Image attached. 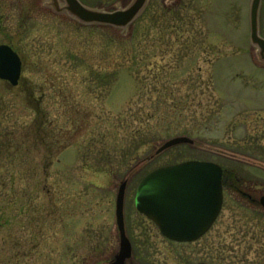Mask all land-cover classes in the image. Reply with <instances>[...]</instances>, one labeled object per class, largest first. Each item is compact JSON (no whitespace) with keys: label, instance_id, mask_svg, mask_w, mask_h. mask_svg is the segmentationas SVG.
I'll return each mask as SVG.
<instances>
[{"label":"rangeland","instance_id":"374dc122","mask_svg":"<svg viewBox=\"0 0 264 264\" xmlns=\"http://www.w3.org/2000/svg\"><path fill=\"white\" fill-rule=\"evenodd\" d=\"M80 1L102 11L134 2ZM53 2L0 0V45L24 64L19 86L0 79V264L106 262L123 182L135 264H264V209L233 190L193 243L169 241L135 207L147 174L194 160L259 178L252 191L264 194L252 0H148L126 29L83 24ZM178 136L195 142L156 153Z\"/></svg>","mask_w":264,"mask_h":264},{"label":"water","instance_id":"95a60500","mask_svg":"<svg viewBox=\"0 0 264 264\" xmlns=\"http://www.w3.org/2000/svg\"><path fill=\"white\" fill-rule=\"evenodd\" d=\"M53 5L58 13L68 12L74 19L86 25H104L126 29L144 11L148 0H134L126 8L102 11L84 5L80 0H64ZM263 0H252L250 6V36L264 61V38L260 34V10ZM22 71V61L11 46L0 45V79L17 85ZM187 136L166 141L158 150L161 154L180 144H194ZM1 156V151H0ZM222 168L213 162L188 161L159 168L140 183L136 193L137 209L156 222L168 238L180 242L197 240L205 234L217 216L223 202ZM126 184L122 183L117 198V217L123 230ZM131 254V246L122 234V250L113 264H124Z\"/></svg>","mask_w":264,"mask_h":264},{"label":"flooded vegetation","instance_id":"af4514ba","mask_svg":"<svg viewBox=\"0 0 264 264\" xmlns=\"http://www.w3.org/2000/svg\"><path fill=\"white\" fill-rule=\"evenodd\" d=\"M23 67H24V64H23ZM21 78H20V80H21ZM20 80H19V82L17 84L18 86L20 84ZM5 82L7 84H9L10 86H13L9 81H5ZM1 150H2V155H3L4 150H3L2 147H1ZM253 166L256 167V168H259V166H257V165H253ZM221 167L223 169L222 187H223V195H224L223 206H222L221 213L223 212V209H224V206H225V202L227 200L228 192L232 191V190H233L234 194L239 196V198H242V199L246 200L252 207H254L256 209H258V208L264 209V194L256 197V196H254V192L252 191L253 189H255V181L257 183L261 181L259 178H257V179L256 178L255 179H245L242 176H240L239 174H237L235 172H228V170H226L223 166H221ZM262 170L264 171V169H262ZM262 184H263V187H264V181L262 182ZM245 186L247 188H245ZM221 213L219 214V216L216 219V221L213 224V226L216 224V222H218ZM115 216H116V214H115ZM124 219H125V222H124L123 230L120 227V225H119V223H118V221L116 219L115 224H116L117 241H118L117 242V249L112 253V255L109 258L106 259V262H104L102 264H110V263L114 262V260L116 259L117 255L121 251L122 234L123 233L125 234L126 238L130 242L131 249H132L129 258H127L125 260L124 264H128V263L133 262V256L135 254L134 253V246H133V241L131 240L130 235L128 233L129 232V227H128L127 223H126L125 210H124ZM147 219H149V218H147ZM150 221L156 226L157 230L160 232L158 226L152 220H150ZM205 236H206V234L204 236L200 237L197 241L202 240ZM166 239H168V238H166ZM168 240L172 241L170 239H168ZM197 241H195V242H197ZM109 242H111V241H109ZM172 242H174V241H172ZM200 263L211 264V263H208V262H205V261H202ZM133 264H135V262H133Z\"/></svg>","mask_w":264,"mask_h":264}]
</instances>
